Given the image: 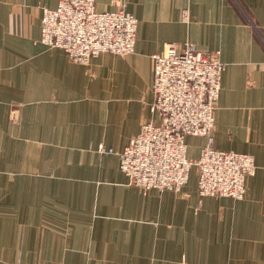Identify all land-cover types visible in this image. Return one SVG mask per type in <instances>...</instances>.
Listing matches in <instances>:
<instances>
[{
    "label": "crops",
    "instance_id": "0c3cea01",
    "mask_svg": "<svg viewBox=\"0 0 264 264\" xmlns=\"http://www.w3.org/2000/svg\"><path fill=\"white\" fill-rule=\"evenodd\" d=\"M58 1L0 0V264H264V0H95L133 15L136 41L88 65L39 41ZM185 41L224 65L212 148L253 157L242 200L200 196L195 167L178 192L119 169L156 121L152 57ZM185 142L197 160L206 139Z\"/></svg>",
    "mask_w": 264,
    "mask_h": 264
},
{
    "label": "built area",
    "instance_id": "2783aa9c",
    "mask_svg": "<svg viewBox=\"0 0 264 264\" xmlns=\"http://www.w3.org/2000/svg\"><path fill=\"white\" fill-rule=\"evenodd\" d=\"M187 10L181 14L183 21ZM137 20L123 7L96 12L95 0H59L43 9L40 42L62 50L68 59L88 65L100 54L124 57L134 52ZM153 103L156 121L141 124L119 154V169L129 182L144 190L178 192L193 167L200 196L242 200L244 181L254 176L252 156L212 148L213 111L224 65L218 52H202L185 41L166 44L152 57ZM203 137L205 145L195 161L186 158V137ZM100 152L105 150L99 147Z\"/></svg>",
    "mask_w": 264,
    "mask_h": 264
},
{
    "label": "rangeland",
    "instance_id": "374dc122",
    "mask_svg": "<svg viewBox=\"0 0 264 264\" xmlns=\"http://www.w3.org/2000/svg\"><path fill=\"white\" fill-rule=\"evenodd\" d=\"M57 7V6H56ZM55 7V8H56ZM55 8H53V9H55ZM43 9H48V8H42V13H41V19H40V25H41V20H42V14H43ZM52 10V9H51ZM96 12H98L97 10H95ZM111 12V11H110ZM39 41H40V38H39ZM41 43V42H40ZM47 47V46H46ZM49 48H51V47H49ZM129 180V179H128Z\"/></svg>",
    "mask_w": 264,
    "mask_h": 264
}]
</instances>
